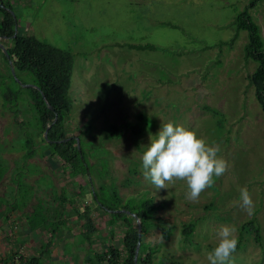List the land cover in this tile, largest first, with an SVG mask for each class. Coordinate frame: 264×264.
<instances>
[{
	"label": "rangeland",
	"instance_id": "obj_1",
	"mask_svg": "<svg viewBox=\"0 0 264 264\" xmlns=\"http://www.w3.org/2000/svg\"><path fill=\"white\" fill-rule=\"evenodd\" d=\"M250 1L10 0L18 34L74 55L68 133L88 143L87 152L95 158H90L93 185L71 178L63 162L34 134L32 118L22 114L15 119L0 97V170L7 173L16 165L20 169L16 177L20 191L10 207L24 211L33 200V225L34 220L54 224L64 211L70 230H62V237L69 239L60 242L57 234L55 243L65 242L64 253L73 262L78 257L94 259L104 250L105 243L99 241L108 226L107 216L92 204L91 190L99 194L103 181L98 178L111 169L123 199L154 197L161 207L158 216L164 225L145 238L156 249V264L165 256L170 258L165 264H208L207 253L221 226L235 228L241 242L233 264H264V112L249 80L258 64L244 58L246 31L229 44L237 33L235 18ZM250 16L264 41V0ZM146 45L156 49L137 48ZM1 54L0 68L6 71ZM169 121L218 144L228 162L227 171L196 200L190 199L182 180L157 189L142 175L143 146ZM113 127L122 134L107 139ZM29 135L35 138L38 153L26 160ZM81 185L84 197L78 193ZM241 188H247L252 198L251 215L241 207ZM65 198L81 212L92 205L98 233L82 234L84 220L74 216L70 203L61 210ZM252 219L261 228L262 245L248 227L243 230ZM192 222L195 232L186 239L184 225ZM164 228H174L167 240Z\"/></svg>",
	"mask_w": 264,
	"mask_h": 264
},
{
	"label": "trees",
	"instance_id": "obj_2",
	"mask_svg": "<svg viewBox=\"0 0 264 264\" xmlns=\"http://www.w3.org/2000/svg\"><path fill=\"white\" fill-rule=\"evenodd\" d=\"M261 1L263 0H251L245 10L236 16L237 33L229 44L233 45L241 31L248 33V43L244 49V58L246 61H253L258 64L255 71L250 75L249 80L255 88L256 99L264 112V41L260 27L250 16V10ZM2 2L5 8L2 7ZM2 2L0 0V42L9 53L19 80L17 81L14 78L10 60L0 49L7 69L3 71L0 68L2 106L7 112L13 114L15 119H19L22 114L25 117H31L32 121H34V134L41 138L42 143L47 146L53 157H57L63 162V165L70 171V177L83 179L93 185V166L90 163V158L94 157L87 152L89 144L83 141L80 136H71L68 133V125L66 123L73 109L70 90L74 70V55L44 43L33 36L20 35L18 32L16 34L17 19L8 10H13V5L10 0H2ZM137 48L156 49L153 45L139 46ZM26 84L34 86L25 87L24 85ZM47 102L54 111L48 107ZM25 105L26 107L21 109ZM56 115H58V121L53 124ZM27 125L31 126L29 122ZM50 125L52 126L46 140L44 133ZM121 134L122 130L120 128L113 127L109 130L106 138H120ZM76 138L80 140V148ZM35 147V138L32 135L27 136L25 142L27 153L24 155L26 160L32 159L37 155L38 152L35 151ZM113 173L111 169L109 172L108 169L106 172H102L100 178H98L103 181L99 194L91 190L93 196L92 204L97 212L99 211L107 216L108 226L107 233L102 234V238L99 241L102 244L105 243L102 245L104 250L96 253L94 259L99 264H136L135 255H137L136 250L139 242L137 220H140L142 238L138 264H156L154 262L156 249L146 243L145 238L153 229L164 225L163 219L158 216L161 207L156 205L154 197L143 196L141 198L130 197L126 200L123 199L113 181ZM4 174L5 172L3 173L0 170V176ZM78 193L84 197L86 195L85 187L81 185ZM71 201L73 202V200ZM71 201L65 198L62 201V207L66 202L70 203L74 216L78 220H84L83 234L88 236V234L98 233L95 228L96 219L92 217V205L85 206L84 211L81 212L74 207ZM124 211L136 214L137 219ZM43 224H45V220L40 222H35L34 220V225L31 224V229L36 230ZM59 225L45 224L46 228H52V231ZM247 227L250 229L255 242L258 245H262V232L256 220L252 219L244 224L243 230ZM195 228V222L184 225V237L189 239L195 232ZM163 231L167 240L174 232V228H164ZM118 232H121L119 238L116 237ZM240 239H242V236ZM240 247L241 242H238L236 250L240 249ZM168 260L170 258L165 256L160 262L165 264V261ZM26 264L39 263L37 260H32Z\"/></svg>",
	"mask_w": 264,
	"mask_h": 264
},
{
	"label": "clouds",
	"instance_id": "obj_3",
	"mask_svg": "<svg viewBox=\"0 0 264 264\" xmlns=\"http://www.w3.org/2000/svg\"><path fill=\"white\" fill-rule=\"evenodd\" d=\"M143 147L140 161L144 179L157 189H165L166 183L182 180L192 200L198 199L229 166L219 154L218 144L172 121L162 123L155 135H149V143ZM239 201L251 215L253 201L247 188L240 189ZM237 243L235 228L221 226L216 233L215 246L207 253L208 264H233Z\"/></svg>",
	"mask_w": 264,
	"mask_h": 264
},
{
	"label": "crops",
	"instance_id": "obj_4",
	"mask_svg": "<svg viewBox=\"0 0 264 264\" xmlns=\"http://www.w3.org/2000/svg\"><path fill=\"white\" fill-rule=\"evenodd\" d=\"M19 172V166L16 165L7 170V173L3 176H0V264H26L32 260H37L39 264H99L96 261H90L91 259H87V261L85 258L80 259L79 257L73 262L64 253L66 251L65 242L69 237L63 239L62 230L70 229L67 225L68 221L65 219L63 207L61 208L63 212H60L61 217L54 221V224H60L55 227L54 231H52V228L47 229L46 223L36 230L31 229L30 221L33 220L36 214L33 200L28 207H24V211L10 207L11 199L20 191V182L16 178ZM67 218L69 220V217ZM83 232L84 230L82 234ZM57 234L61 236L60 242L65 240L63 244L55 243L54 237ZM34 235L38 236L37 240H34ZM45 236H47V239L44 238ZM42 239H46V243L42 242Z\"/></svg>",
	"mask_w": 264,
	"mask_h": 264
},
{
	"label": "water",
	"instance_id": "obj_5",
	"mask_svg": "<svg viewBox=\"0 0 264 264\" xmlns=\"http://www.w3.org/2000/svg\"><path fill=\"white\" fill-rule=\"evenodd\" d=\"M1 2H2V0H1ZM1 5H2V7H4L3 2H2ZM4 8H5V7H4ZM8 10H9V11L14 15V17H15V14H14L13 10H11V9H8ZM17 32H18V31H17V26H16V34H17ZM0 49L2 50L3 53H5V55L7 56V58L10 60L9 53L7 52L6 48L4 47V45H3L1 42H0ZM10 65H11L12 74H13L14 78H15L17 81H19V80H18V77H17V75H16V72H15V69H14V67H13V63H12L11 60H10ZM24 86H25V87H33L34 85H32V84H26V85H24ZM47 104H48V102H47ZM48 107H49L52 111H54L53 108L50 106V104H48ZM57 121H58V115H56V118H55L53 124L57 123ZM51 126H52V125H50V126L47 128V130L45 131V133H44V137H45L46 140L48 139V133H49V130H50ZM76 139H77V143H78L79 148H80V140H79L78 138H76ZM67 140H70V139H67ZM119 212H121V211H119ZM124 212L128 213L129 215H132L134 218L137 219V215H136V214H133V213H131V212H129V211H124ZM137 223H138V232H139V242H138L137 250H136V254H137V255H135V263H136V264H138V257H139V255H140L139 252H140V248H141V238H142V224H141L140 220H137Z\"/></svg>",
	"mask_w": 264,
	"mask_h": 264
}]
</instances>
